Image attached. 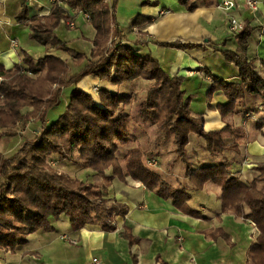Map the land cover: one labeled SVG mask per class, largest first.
I'll return each mask as SVG.
<instances>
[{
  "label": "trees",
  "instance_id": "obj_1",
  "mask_svg": "<svg viewBox=\"0 0 264 264\" xmlns=\"http://www.w3.org/2000/svg\"><path fill=\"white\" fill-rule=\"evenodd\" d=\"M30 1L20 0L14 20L28 27L31 41L47 52L65 53L70 63L79 68L71 72L68 59L51 53L35 59L25 51L10 69L0 65V139L21 137L30 122L40 125L36 136L24 139L12 155L6 157L0 152V250L13 251L27 243L29 234L50 231V221L62 216L68 219L72 231L96 223L104 231L114 230L113 219L124 217L127 207L115 200L109 204L104 196L114 180L124 183L130 178L192 217L200 216L188 206L192 192L201 191L208 183L218 187L220 212L248 221L257 230L246 253L248 264H264V164L254 168L259 177L246 184L230 173L225 162L192 168L186 161V146L192 134L204 141L212 156L226 150L236 152L246 135L242 128L229 123V117L245 95L258 96L264 103V77L256 72L255 66L258 61L264 72V61L247 56L253 28L242 24L233 33L235 51L218 50L227 63L237 67L238 82H227L210 74L206 99L210 100L217 91L224 94L226 102L217 105V112L225 125L206 131L203 116L194 114L189 99L184 97L182 78L170 77L156 58L143 53L146 36L136 28L150 24L153 19L137 17L133 22L136 39L128 40L117 28L116 0L110 3L51 0L47 15L28 18ZM68 9L85 14L94 30L88 53L76 51L55 32L61 25L69 28L73 17ZM192 10L188 7V11ZM160 46L180 50L197 47L178 42ZM86 77L114 86L140 78L152 82L136 116L140 122L156 128L154 148L130 149L123 157V166L120 164L116 156L119 146L135 142L127 124L129 117L119 110L129 103L131 96L118 95L107 88L79 90L76 86ZM71 87L63 111L49 120L48 112L60 105L62 93ZM261 121L256 124L258 129ZM167 143L173 147L174 163L183 168L175 181L169 174L158 173L145 164V160L158 158L160 146ZM50 156H59L75 167L92 171L101 179L100 185L92 186L52 171L47 163ZM122 236L130 245L136 241L126 229ZM132 264H137L133 257Z\"/></svg>",
  "mask_w": 264,
  "mask_h": 264
},
{
  "label": "crops",
  "instance_id": "obj_2",
  "mask_svg": "<svg viewBox=\"0 0 264 264\" xmlns=\"http://www.w3.org/2000/svg\"><path fill=\"white\" fill-rule=\"evenodd\" d=\"M50 1L31 0L28 3V18L47 15ZM59 1L63 3L64 0ZM221 1L116 0V13L119 15L117 28L128 40L136 39L137 30L145 33L143 53L156 58L160 68L170 77L182 78L184 97L189 99L194 114L203 116L206 131L219 130L225 125L217 112V105L226 102L224 94L217 91L210 100L206 99L211 85L210 74L227 82H238L237 67L227 63L218 51L237 49L230 31V18L236 19L241 26L248 24L253 28L248 39L247 56L264 61V0H255L257 9L254 11L242 6L231 12L218 8ZM19 6L20 0H0V65L5 69L20 61L22 51L31 55V51L35 50L36 55H31L35 59L49 53L58 56L55 50L47 52L42 46L41 49L35 48L38 44L29 39L28 27L14 20ZM188 7L193 10L188 11ZM68 10L73 17L69 24L76 31L61 25L55 32L59 37L64 34L65 37L61 38L71 45L78 47L82 43L85 47L88 44V53L94 30L91 35L84 34L88 24L85 14ZM80 17L82 23L78 24L76 21ZM137 17L151 18L153 21L136 30L133 22ZM127 28L129 31L125 35ZM173 42L197 47L180 50L160 46ZM64 59L71 64L68 56ZM255 66L256 72L264 77L258 61ZM93 81L88 82L91 92L94 88H103L100 82ZM260 119L262 125L258 129L256 124ZM228 121L242 128L246 135L236 152L226 150L212 156L206 151L204 141L192 134L186 146V161L192 168L225 162L232 175L249 184L259 177L254 168L264 164L262 99L245 95L244 101ZM27 130L29 125L21 136ZM14 138L0 139V152L4 156H10L8 146ZM158 161V173L169 174L174 181L180 177L183 168L180 163H174L173 150L161 154ZM108 191L113 200L127 207L124 217L116 216L113 219L114 230L104 231L96 223L72 231L68 219L62 216L50 221V231L37 230L28 235L26 244L13 251L0 250V264H91L93 258L100 259L102 264H132V257L137 264H248L246 253L257 236V230L248 221L220 212L218 187L208 183L201 191L192 192L188 206L198 211L199 217L182 213L173 207L171 201L158 197L139 182L126 180L120 183L114 180ZM124 229L136 239L133 244L130 245L122 236ZM71 241H75V244Z\"/></svg>",
  "mask_w": 264,
  "mask_h": 264
},
{
  "label": "rangeland",
  "instance_id": "obj_3",
  "mask_svg": "<svg viewBox=\"0 0 264 264\" xmlns=\"http://www.w3.org/2000/svg\"><path fill=\"white\" fill-rule=\"evenodd\" d=\"M116 11H117V9L115 6V19L117 22V17L119 15H117ZM85 18H86V16H85ZM86 22H87V18H86ZM76 23H78V24L82 23L81 17L77 19ZM86 25L87 26L84 29V34L87 35L88 33H90V35H91L93 32L92 27L90 25L88 26V24H86ZM80 29L83 30V28H81V27H80ZM68 30L76 31V29L73 28V26L71 27L70 24H69ZM128 31H129V28L124 30L125 35H127ZM59 35H62V34L59 33ZM63 35L60 37H65ZM33 46L35 47V45H33ZM71 47L78 52L80 51L83 53H87L86 48L88 49V44H87V46L85 45V47H83L82 43L78 47L75 44H72ZM35 48L41 49V46L38 45ZM56 52L58 54V57H60L62 59L67 57V55L61 51H56ZM31 55H36L35 50L31 51ZM70 67H71L72 72L77 71L79 68V67L74 66L73 64H71ZM89 80H94L93 82H95V83L100 82L95 78L89 77V78L85 79L84 81L82 80L76 87L79 90H82L84 92H91V89H90L91 87L89 88V86H88ZM136 80H138V81H136ZM136 80L133 81V83H131V85H126L124 83L121 85H117V86L115 85L114 86L112 84L102 82V81L99 83L104 89L105 88H111L110 91H112L115 94L131 96V100L129 101V103H127V104H125L119 108L121 114L127 115L129 117V120L127 122L129 132H130V134H133L134 138H135V142H132V143H129V144H126L123 146H119V148H118L116 156L118 157L119 162L122 166H123V157L125 156V154L128 150L136 148V147L141 149V150H151L152 148H154L156 146L155 145L156 144L155 137L157 134L156 128L153 127L152 125H150L149 123L140 122L136 116L138 106H139V104L143 103V101L145 100L146 92H147L149 86L152 84V82L148 81V80L141 79V78L136 79ZM146 83H148L149 85L145 86ZM89 85H90V83H89ZM72 88L73 87L65 89L64 92L62 93V96H61L60 105L57 108L52 109L48 112L47 118L49 120L57 118L58 115L63 111L64 107L67 104V98H68V95H69ZM28 125H29V130L25 131L24 135H22L21 137H15L11 141V144L8 146V148H9L8 154L9 155H11L12 153H14L17 150V148L19 147V145L21 144V142L24 139L32 140L36 136L38 131L40 130V125L38 123L32 124L30 122V123H28ZM27 126H26V128H27ZM170 150H173V147L170 143H167L165 145L162 144L159 148V152H158L159 156L161 154H165L166 152H169ZM173 154H174V151H173ZM6 157H9V156H6ZM158 158L153 159V160H147V161L145 160L146 166L148 168H150L151 170L156 171L159 168ZM174 158H175V154H174ZM47 160H48V162H47L48 167L56 173L66 174L71 178L85 181L87 184H90L92 186H98L101 183V179L99 177L95 176L92 171H89V170L87 171V170H83V169H80L78 167H75L71 163L61 159L59 156H50L47 158ZM149 162L152 165H149ZM109 173H110V170H107L106 174H109ZM126 180H131V179L126 178ZM120 183H122V182H120ZM108 192L109 191L107 190L106 195L104 196V199L108 200V203L110 204L114 200L108 195Z\"/></svg>",
  "mask_w": 264,
  "mask_h": 264
},
{
  "label": "built area",
  "instance_id": "obj_4",
  "mask_svg": "<svg viewBox=\"0 0 264 264\" xmlns=\"http://www.w3.org/2000/svg\"><path fill=\"white\" fill-rule=\"evenodd\" d=\"M240 1L241 2H238L237 0H223L218 4V8L226 12H231L242 6H247L251 11H254L257 9V3L255 0H240ZM229 24H230L231 33H235L241 28V25L239 24V22L234 18H230ZM70 26L72 27V24H70ZM149 165H152V164L149 162ZM71 243L75 244V241H71ZM91 264H102V262L98 258H93L91 260Z\"/></svg>",
  "mask_w": 264,
  "mask_h": 264
}]
</instances>
